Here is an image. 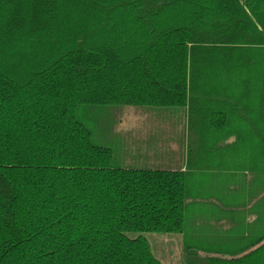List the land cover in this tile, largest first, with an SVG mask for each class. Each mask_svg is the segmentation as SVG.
<instances>
[{"label": "trees", "instance_id": "1", "mask_svg": "<svg viewBox=\"0 0 264 264\" xmlns=\"http://www.w3.org/2000/svg\"><path fill=\"white\" fill-rule=\"evenodd\" d=\"M263 8L0 0V264H264Z\"/></svg>", "mask_w": 264, "mask_h": 264}, {"label": "crops", "instance_id": "2", "mask_svg": "<svg viewBox=\"0 0 264 264\" xmlns=\"http://www.w3.org/2000/svg\"><path fill=\"white\" fill-rule=\"evenodd\" d=\"M264 9V8H263ZM264 21V20H262ZM131 128L130 133L134 135L133 140H127V154L128 156H133L134 161L139 160L140 163H144L147 160L150 163H156L161 165L166 164L163 161H166L164 153L159 152L157 146L148 148L146 144H143L147 135L152 134L154 130L155 134L160 132V118L157 115L146 116L142 115H133L128 117L126 120ZM156 138V137H155ZM145 159V160H144Z\"/></svg>", "mask_w": 264, "mask_h": 264}, {"label": "rangeland", "instance_id": "3", "mask_svg": "<svg viewBox=\"0 0 264 264\" xmlns=\"http://www.w3.org/2000/svg\"><path fill=\"white\" fill-rule=\"evenodd\" d=\"M147 238L162 264H183L179 256L177 243L172 237L148 234Z\"/></svg>", "mask_w": 264, "mask_h": 264}]
</instances>
